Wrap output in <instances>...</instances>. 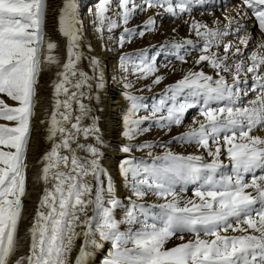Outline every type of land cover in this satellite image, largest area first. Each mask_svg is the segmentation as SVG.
I'll return each mask as SVG.
<instances>
[{
	"label": "snow or ice",
	"instance_id": "obj_1",
	"mask_svg": "<svg viewBox=\"0 0 264 264\" xmlns=\"http://www.w3.org/2000/svg\"><path fill=\"white\" fill-rule=\"evenodd\" d=\"M61 5L53 18L67 40L66 60L54 54L58 44L46 30L48 0H0V94L19 105L9 106L0 98V118L15 122L0 124V264H87L89 245L103 247L104 242L110 247L103 264H264V175L255 174L264 172V134H258L264 133V0H240L235 6L246 21L244 27L237 22L241 34L235 43H222L227 30L193 21L191 31L203 41L194 67L182 70L181 78L168 84L151 107L127 91L133 88L128 75L137 81L151 78L152 84L145 86L149 91L160 85L165 77L155 58L145 50L119 57L128 74L122 93L130 105L122 118L126 139L149 131L148 122L171 131L192 110L198 117L173 137L195 145V154H176L168 142L159 145L164 153L148 152L150 162L123 159L119 171L131 191L123 199L102 166L99 117L93 104L85 103L99 100L93 93L104 87L101 62L91 58V75L79 67L84 52L78 0H61ZM189 8L187 0H98L92 23L98 33L123 27L117 40L123 48L128 38L154 29L153 16L139 31L128 28L136 14L160 9L157 15L177 17ZM226 19L233 23V18ZM185 44L193 46L194 41L176 47L184 49ZM188 55L185 49L176 58L186 64ZM201 64L214 69L215 76L198 68ZM53 66L52 110L41 120L50 148L39 159L42 167L34 178L44 188L28 232V253L13 262L20 248L27 149L40 75ZM249 74L259 89H251L256 98L243 105L241 95L248 93L240 88L241 77ZM142 110L149 114L139 115ZM156 146L136 147L143 151ZM121 150L131 153L132 146ZM186 184L194 185L192 198L178 194ZM149 194L163 202H140ZM173 239L180 242L166 247Z\"/></svg>",
	"mask_w": 264,
	"mask_h": 264
},
{
	"label": "bare ground",
	"instance_id": "obj_2",
	"mask_svg": "<svg viewBox=\"0 0 264 264\" xmlns=\"http://www.w3.org/2000/svg\"><path fill=\"white\" fill-rule=\"evenodd\" d=\"M211 1V0H208ZM92 0H78L79 5V16L82 20V32H83V52L84 59L81 61L79 67L88 71L89 74H92V70L90 68V60L92 57H95L100 60L101 64L99 66V71L103 73L104 78V87L101 89H96L93 93L94 95L99 96V100L94 102L85 101V103H92L95 114L99 117V127L101 128V132L104 139L103 152L104 156L102 158V166L105 168L106 172L111 175L113 185L118 190L121 198L129 195V188L125 185L123 178L119 171V165L123 161V151L121 150L122 144L125 142L124 137L122 135L123 125L122 118L126 114L125 105L126 100L123 98L122 93L124 92V85L122 83V79L119 76L118 66L115 63V56L113 55V49L111 46L107 45L104 39L99 37V34L96 30V26L92 23L94 20V11L91 8ZM49 8L47 14L46 21V30L51 38V40L58 44V48L54 50V54L58 55L61 60H66V47L67 40L62 36V34L58 31V23L57 20L54 19V14H56L61 5V0H48ZM239 2H234L232 5L227 6L223 9L210 8L207 12L200 13L195 16H190L187 18L178 19L177 22H169L166 23L164 18L170 16L169 14L157 15V13L161 12L160 9L148 10L144 14V23L147 24L149 17H154V31L157 32L156 35L151 32L146 35L143 39L142 44L139 46H151L153 44H160L161 42L168 43L169 45L176 43H184L187 39H192L194 41L193 46H188L185 44L184 49H176V53L179 51L181 55L184 54L185 49L190 53L186 57L187 63L182 64L177 58L176 62L171 65H167L165 67L164 63L159 64V74L165 77L164 81L159 85V92H163L168 84L174 83L178 79L181 78L182 70L187 72L188 69L193 68V61L200 54V45L203 43L202 40L197 38L191 31L190 25L193 21H199L203 24L208 25L211 29H220L227 30L225 35L223 36L222 43H227L228 41L238 42L237 37L239 34L237 29V22L240 23L241 27H244L246 21L241 20L239 16H237L235 6L238 5ZM90 7V8H89ZM164 17V18H163ZM226 17L233 18V23L229 25ZM178 18V17H177ZM139 20V19H138ZM188 21L187 26L182 30L180 25L184 22ZM253 33V35H258L254 27H249L248 29ZM233 33H238L237 37H232ZM137 41V40H136ZM90 45V48H89ZM153 47V46H151ZM147 50V49H146ZM171 50V49H170ZM222 51V49H221ZM176 57V56H175ZM198 68H202L206 74L215 76V70L211 67H208L206 64H201ZM56 67L53 66L51 68L45 67L40 75V82L38 85V95L37 100L39 103L36 105L35 109V117H34V131H32L30 145L27 150V182H26V194L22 197L24 202V208L22 210V218L19 222V242L20 248L19 251L13 256V262L18 259L20 256L27 255L28 253V243L29 240L28 232L31 227V221L37 211V207L42 195V191L44 185L42 182L35 180L34 178L39 175L42 165L38 162L39 159L44 154L45 150L50 148V144L45 141L46 136V124H42L41 120L47 118L52 110L53 105V92L52 83L55 79ZM167 74L171 75L170 77H166ZM246 81H250V85L246 88ZM242 83L240 84L241 90H246L247 95H241L240 103L243 105L249 104L252 100L256 98V95L251 91V89L256 88L252 83L253 78L251 74L248 76L241 77ZM259 86V83H258ZM157 90V91H158ZM7 104L11 106H16V102L7 98L6 96H0ZM193 117V116H192ZM198 118V117H196ZM6 120H0V124L7 126H15V122H5ZM88 123V121H85ZM188 125V124H187ZM191 125V124H190ZM187 127H184L181 131H175V136H179L181 133L186 131ZM264 134V133H258ZM187 144V143H186ZM202 151V150H200ZM179 154H195L197 152V148L192 147L190 144L186 145V147L179 148ZM158 155V154H157ZM222 155V159H223ZM225 163L227 164V160L225 159ZM226 173L229 172L228 169H225ZM246 179H250V176L246 177ZM192 185V184H191ZM187 187V186H186ZM193 196V195H192ZM192 196L185 198H192ZM149 201L154 198L155 202H163L157 201L156 198L152 195H148ZM153 201V200H152ZM126 205L127 200L124 201ZM118 216L122 215V211H118ZM190 237L186 236V239ZM98 239V238H97ZM82 241H77L79 245ZM180 241L178 240H170L166 244V247H173L175 244H178ZM110 245L107 242H104L103 247H93L89 245L88 251L90 255L87 259V264H103L104 259L108 253ZM77 253H73V259Z\"/></svg>",
	"mask_w": 264,
	"mask_h": 264
},
{
	"label": "rangeland",
	"instance_id": "obj_3",
	"mask_svg": "<svg viewBox=\"0 0 264 264\" xmlns=\"http://www.w3.org/2000/svg\"><path fill=\"white\" fill-rule=\"evenodd\" d=\"M138 2H139V0H138ZM90 7L93 8V11L95 13V11H96V9L98 7V0H92ZM145 12H141V13H138L135 16H133V18L129 21L127 27L130 28V29H133L135 31L141 30L143 28V26L146 25V23H144V18H143ZM205 12H207V11H205ZM200 13H203V11L193 12V13H191L190 15H188L186 17L184 15L185 13L181 14L180 16L182 18H187L188 19L190 16H192V15L195 16V15H198ZM162 15L164 16V14H162ZM180 16H177L178 18L177 17L171 18L172 16H167L166 18H164V17L163 18H164V21L166 23H169V22H177L178 19L181 18ZM168 17H170V18H168ZM187 24H188V21L184 22L182 24V26L180 25V28L182 30H184V28L187 26ZM138 26H140V27L138 28ZM122 32H123V27H118L115 30H113L112 33H108L107 31H104L103 33H98V34H99V37L104 39L106 44L111 46L112 49H113V55L115 56L114 59L116 61L115 63H117V66H118L117 70L119 72L120 78L122 79L123 85L126 83L124 77L126 75H128V74L124 73L122 71V69L120 68V66H119L120 65L119 57L124 55V54H133V53L139 52L140 50H145L148 53L149 56H152V57L155 58L156 63H159V64H163L164 63V65H166V64L171 65L172 63L177 61L176 57H175L176 56V49H177L176 48V44H177L176 42H175V44H171V45H169L168 43L161 42L160 44L151 45L153 47H151V46L150 47L149 46H147V47L146 46H139L140 44H142L143 39L146 37V35H148L151 32V30H145V34H144L143 37H139V36L134 35V36L128 38V39H130V42H126L124 44L123 48H119V47H117V40H118L119 35ZM152 33L154 35L157 34V32L154 31V30L152 31ZM109 35H111L113 37V39H108ZM166 77H170L171 78V75L167 74ZM128 80H130L132 82L133 88L128 89L127 91H130V92H132V94L142 97L143 98L142 102L145 105L151 107L152 105H155L156 103H158L160 94L162 93V92H159V90H158L159 85L153 86L150 91L147 90L146 87H145L146 85H151L152 84V79L151 78L137 81L135 76L128 75ZM124 91H126L125 88H124ZM0 96H6V95L0 94ZM7 98H9V97H7ZM9 106H11V105H9ZM17 106H19L18 102H16V106H12V107H17ZM129 106H130L129 103L126 101L125 111H127V108ZM148 114L149 113L144 111V110H142L139 113V115H141V116L148 115ZM196 117H197V113L195 112V110H192L190 113H188L186 115L184 123L180 127H173L171 129V131H168L167 129H163V128H161V127H159V126H157V125H155V124H153L151 122H148L145 126L149 127L150 130L145 132V133H143L142 135H139L136 139L130 141V140L126 139L123 136L125 142L122 144V146L131 145L132 146V152L131 153H124L123 152L124 156H123L122 159H124L126 157L127 158L135 157L137 161L140 160V159H144V160H148L150 162L149 157H148V152L151 151L153 153V155L162 154V153H164L166 151V149L164 147H160L159 145H162V144L168 143V142H170V143H168V147L174 153L179 154V152H178L179 148H182L183 146L186 147V145H188V144L183 143V142L174 141L173 137L175 136V133H176L175 131H177V130L181 131V129L183 130L184 127H187L188 125L192 124L193 119L196 118ZM0 120L4 121V119H2V118H0ZM5 122H12V121H7L6 120ZM146 143L154 144V145H157V146L152 148V149L145 148L143 151L139 150V148L136 147L137 145L146 144ZM190 145L192 147H195V145H193V144H190ZM191 186H192L191 184H186L184 186L186 190L185 191H178V194L181 195L183 198L192 196L194 187L191 188ZM177 188L179 190L180 186L177 185ZM128 191H129V195L128 196H130L131 195L130 189ZM149 199L150 198H148V196H147L143 201H140V202L149 203V204L158 203V202H155L154 198H152L153 201L152 200L149 201ZM132 200L136 201V197L133 196ZM127 204H128V201H127Z\"/></svg>",
	"mask_w": 264,
	"mask_h": 264
}]
</instances>
